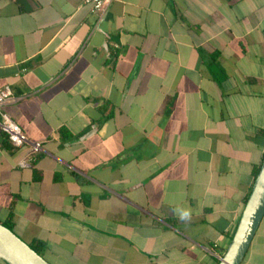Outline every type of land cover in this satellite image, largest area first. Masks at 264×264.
<instances>
[{
  "label": "crops",
  "instance_id": "obj_1",
  "mask_svg": "<svg viewBox=\"0 0 264 264\" xmlns=\"http://www.w3.org/2000/svg\"><path fill=\"white\" fill-rule=\"evenodd\" d=\"M7 87L41 150L0 131V222L45 260L219 263L264 161V0H117L102 17L0 0ZM242 264H264V218Z\"/></svg>",
  "mask_w": 264,
  "mask_h": 264
},
{
  "label": "water",
  "instance_id": "obj_2",
  "mask_svg": "<svg viewBox=\"0 0 264 264\" xmlns=\"http://www.w3.org/2000/svg\"><path fill=\"white\" fill-rule=\"evenodd\" d=\"M264 218V161L231 243L218 264H242ZM0 260L6 264H50L0 222Z\"/></svg>",
  "mask_w": 264,
  "mask_h": 264
},
{
  "label": "built area",
  "instance_id": "obj_3",
  "mask_svg": "<svg viewBox=\"0 0 264 264\" xmlns=\"http://www.w3.org/2000/svg\"><path fill=\"white\" fill-rule=\"evenodd\" d=\"M117 0H85L90 6L91 12L97 16H105ZM12 100H16L10 88H0V131L8 137L15 148H23L29 145L33 152H40L41 146L27 140L21 126L16 123L3 109ZM25 166V164H23Z\"/></svg>",
  "mask_w": 264,
  "mask_h": 264
},
{
  "label": "trees",
  "instance_id": "obj_4",
  "mask_svg": "<svg viewBox=\"0 0 264 264\" xmlns=\"http://www.w3.org/2000/svg\"><path fill=\"white\" fill-rule=\"evenodd\" d=\"M6 135V134H5ZM6 140L11 144V142L9 141L8 137L6 136ZM11 146H13L11 144ZM261 165L259 166H256L254 168V171H253V176H254V182L256 180V177L257 175L259 174L260 172V169H261ZM6 227H8L10 230H12L14 232V222L12 221V216H10L6 221L2 222ZM30 247L36 251L39 255H42V245H41V242H35L33 244L30 245Z\"/></svg>",
  "mask_w": 264,
  "mask_h": 264
},
{
  "label": "clouds",
  "instance_id": "obj_5",
  "mask_svg": "<svg viewBox=\"0 0 264 264\" xmlns=\"http://www.w3.org/2000/svg\"><path fill=\"white\" fill-rule=\"evenodd\" d=\"M188 215H189L188 212H184V213H182V215H181V219H185V218H187Z\"/></svg>",
  "mask_w": 264,
  "mask_h": 264
},
{
  "label": "rangeland",
  "instance_id": "obj_6",
  "mask_svg": "<svg viewBox=\"0 0 264 264\" xmlns=\"http://www.w3.org/2000/svg\"><path fill=\"white\" fill-rule=\"evenodd\" d=\"M47 259V258H46ZM49 261V260H48ZM50 264H52L51 262H49ZM54 263V262H53ZM0 264H2V263H0Z\"/></svg>",
  "mask_w": 264,
  "mask_h": 264
}]
</instances>
